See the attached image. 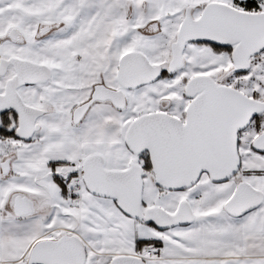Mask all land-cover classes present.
<instances>
[{"label": "snow or ice", "instance_id": "1", "mask_svg": "<svg viewBox=\"0 0 264 264\" xmlns=\"http://www.w3.org/2000/svg\"><path fill=\"white\" fill-rule=\"evenodd\" d=\"M0 264H264V0H0Z\"/></svg>", "mask_w": 264, "mask_h": 264}]
</instances>
